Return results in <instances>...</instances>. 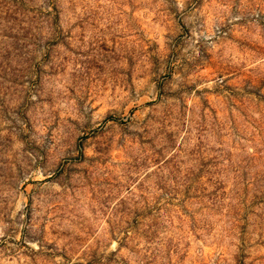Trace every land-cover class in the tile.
Masks as SVG:
<instances>
[{
  "label": "rangeland",
  "instance_id": "rangeland-1",
  "mask_svg": "<svg viewBox=\"0 0 264 264\" xmlns=\"http://www.w3.org/2000/svg\"><path fill=\"white\" fill-rule=\"evenodd\" d=\"M0 264H264V0H0Z\"/></svg>",
  "mask_w": 264,
  "mask_h": 264
}]
</instances>
